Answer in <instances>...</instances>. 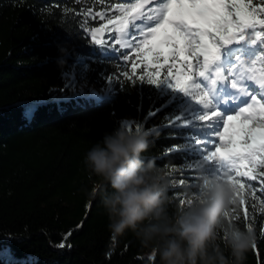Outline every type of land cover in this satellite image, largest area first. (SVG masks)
I'll use <instances>...</instances> for the list:
<instances>
[{"label": "trees", "instance_id": "16d2710c", "mask_svg": "<svg viewBox=\"0 0 264 264\" xmlns=\"http://www.w3.org/2000/svg\"><path fill=\"white\" fill-rule=\"evenodd\" d=\"M116 2L125 0H0V264H158V257L150 261L149 250L131 231L113 239L99 197L89 201L80 192L91 187L83 164L86 152L121 121H133V128L137 123L145 129L158 126L145 154L158 166L181 165L187 156L180 150L165 152L183 146L178 137L189 131L164 120L175 104L148 117L167 98H158L155 86L139 81L143 66L131 81L123 75L127 71L131 76L132 64L138 63L134 51H128V61L121 59L118 46L116 52H101L78 27L82 16L75 13L90 7L92 16L97 11L110 16L108 8ZM92 16L86 26L107 22ZM93 55L94 61H86L91 70L84 79L105 89L109 85L103 72L113 81L112 91L53 100L63 85L62 74L76 58ZM29 106L35 109L31 119L25 117ZM177 206L173 202L169 213ZM259 208H250L247 221L237 208L228 220L241 229L253 226L257 250L247 253L245 264H258L257 252L264 264V214ZM62 241L63 249L58 247ZM5 251L9 260L2 258Z\"/></svg>", "mask_w": 264, "mask_h": 264}, {"label": "snow or ice", "instance_id": "6c2138e0", "mask_svg": "<svg viewBox=\"0 0 264 264\" xmlns=\"http://www.w3.org/2000/svg\"><path fill=\"white\" fill-rule=\"evenodd\" d=\"M108 11L110 16L100 11L92 16L90 7L75 13L82 16L78 27L101 52L123 50L121 59L128 61V51H134L138 63L132 64L131 76L127 71L123 75L131 81L143 66L139 81L155 86L158 98H167L148 117L175 104L164 120L189 131L178 137L183 146L165 152L187 153L182 164L174 167L186 165L198 173L188 177L192 195L201 194L204 178L227 180L239 200L233 213L242 208L247 221L250 208L259 204L264 214V0H125L111 3ZM89 16L107 22L86 26ZM95 59L94 55L77 57L62 74L64 89L83 95L87 85L77 80L75 70L80 67L82 74L87 73L91 69L86 61ZM100 75L108 80L105 92H111L113 81L103 72ZM34 110L29 106L25 117L31 119ZM124 122L133 127L132 121ZM141 126L137 123L135 128ZM150 129L155 132L158 126ZM185 182V178L178 180L180 186ZM246 227L253 230L251 223ZM65 246L63 241L58 245ZM252 250H257L255 242ZM257 257L259 264L258 252Z\"/></svg>", "mask_w": 264, "mask_h": 264}, {"label": "clouds", "instance_id": "9594fccd", "mask_svg": "<svg viewBox=\"0 0 264 264\" xmlns=\"http://www.w3.org/2000/svg\"><path fill=\"white\" fill-rule=\"evenodd\" d=\"M152 129L129 127L124 121L106 132L85 154L91 187L80 192L99 197L113 237L131 231L149 260L158 264H245L255 242L250 228L228 222L239 200L235 186L204 178L201 194L189 196L171 214L170 172L145 158Z\"/></svg>", "mask_w": 264, "mask_h": 264}, {"label": "rangeland", "instance_id": "374dc122", "mask_svg": "<svg viewBox=\"0 0 264 264\" xmlns=\"http://www.w3.org/2000/svg\"><path fill=\"white\" fill-rule=\"evenodd\" d=\"M69 70H67V71H69ZM75 71H76L77 80L81 84L86 83V85H87L84 88V94L83 95H74L72 93L71 89H64L65 80L63 78V85L56 88L57 92L55 93L53 100H55L59 103L60 101L66 100V99L67 100L83 99V98H89V97H96V96L107 93V92H105L104 88H100L94 84H89L88 81L86 79H84V73L82 74L80 67H77ZM61 89H64V90L61 91ZM93 90H95V95L92 94ZM133 125H134V122H133ZM164 169H165V171H168L171 173L170 176L168 177V179L171 181V186L169 188V191H171L172 195H170V196L174 197L173 202H177L180 206L179 201L181 199H184L186 201L189 198V196H192L193 189L189 185L188 177L198 175V173L187 170L186 165L183 169H181L179 167H174V166H168V167H165ZM180 178H185V181H186L185 185L180 186L178 184V180ZM232 216H233V212L231 213L229 219H231ZM2 258L4 260H9L11 258V256L8 253V251H5V253L2 255Z\"/></svg>", "mask_w": 264, "mask_h": 264}, {"label": "water", "instance_id": "95a60500", "mask_svg": "<svg viewBox=\"0 0 264 264\" xmlns=\"http://www.w3.org/2000/svg\"><path fill=\"white\" fill-rule=\"evenodd\" d=\"M106 36H107V34H106ZM105 94H107V93H105ZM105 94H102V95H105ZM99 96H101V95H99Z\"/></svg>", "mask_w": 264, "mask_h": 264}]
</instances>
